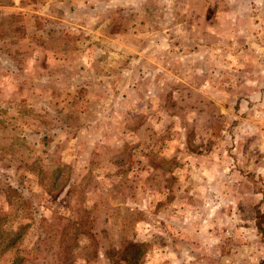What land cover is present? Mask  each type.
Here are the masks:
<instances>
[{"label":"rangeland","instance_id":"374dc122","mask_svg":"<svg viewBox=\"0 0 264 264\" xmlns=\"http://www.w3.org/2000/svg\"><path fill=\"white\" fill-rule=\"evenodd\" d=\"M13 233L0 264H264V0H0Z\"/></svg>","mask_w":264,"mask_h":264},{"label":"trees","instance_id":"16d2710c","mask_svg":"<svg viewBox=\"0 0 264 264\" xmlns=\"http://www.w3.org/2000/svg\"><path fill=\"white\" fill-rule=\"evenodd\" d=\"M11 236L12 237H1V234H0V244L2 242H6V245H4V246H8L11 243H14V241L16 240L18 234L17 233H15V234L13 233ZM4 246H2V247H4ZM133 246H136V245H133ZM133 246H132L131 250H128L127 247H122L119 250V252L117 253V255L119 256V259L122 260L123 264H135L136 263V261L134 260V257L139 252H138V250H136V247L133 249ZM139 247H137V248H139ZM130 259H131V262L129 261ZM110 261L112 262L111 264H119L118 262H116L115 259H111Z\"/></svg>","mask_w":264,"mask_h":264}]
</instances>
